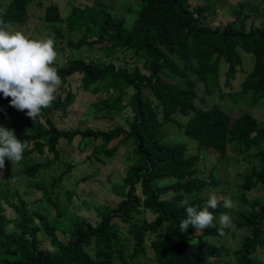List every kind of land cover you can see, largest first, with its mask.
Segmentation results:
<instances>
[{
	"label": "trees",
	"instance_id": "16d2710c",
	"mask_svg": "<svg viewBox=\"0 0 264 264\" xmlns=\"http://www.w3.org/2000/svg\"><path fill=\"white\" fill-rule=\"evenodd\" d=\"M196 1L189 5L188 0H138L129 26L123 17L111 15L97 3L72 7L64 18L56 3L43 6L41 19L55 42L61 38L62 21L80 35L53 46L67 50L66 64L53 65L41 62L39 55H30L25 72L0 76V122L6 116L13 117L4 129L8 135L0 138V168L8 175L33 177L59 163L58 139L70 140L74 135L79 136L81 149L100 139L85 156L88 159L97 151L112 154L117 144L109 149L104 145L114 138L118 144L128 140L131 161L115 206H102L94 225L74 216L65 241L57 239L55 225L45 214L29 209L16 190L8 194L0 189V202L14 213V220H10L0 208V264H264V193L261 201H249L246 213L233 221L234 227L246 231L237 246L228 250L223 245L200 242L202 233L217 235L225 230L215 223L222 210L220 202H208V193L217 190L218 179L211 167L205 172L199 165L203 160L200 148L213 150L216 161L229 150L245 154L248 169L237 184L239 192L264 191V118L256 119L248 109L230 118L218 104L207 103L204 95L219 86L221 65L225 76H232L243 52L251 55L252 63L232 95H245L250 107L264 108V26L246 22L251 11L264 17V0L254 4L236 0L229 4V19L214 25L210 22L217 14L215 4L227 0ZM30 2L0 0V63L2 54L11 51L9 27L24 24ZM83 45L97 47L107 58L116 52H129L144 71L136 65L117 67L110 61L75 57L72 50ZM73 73L80 75L83 90L107 94L92 102L95 114L110 117L130 109L131 119L125 127L57 128L47 113L71 103L69 90L42 108V122L38 115L25 111L39 83L64 82ZM127 88L131 93L123 100ZM163 124H173L193 140L192 151L185 142L164 141ZM251 147L256 151L247 155ZM44 151L52 157L38 160L36 156ZM68 167L65 164L53 180L59 181ZM30 185L50 202L43 184ZM204 221L213 226L196 234L195 229ZM10 222L12 228L7 229ZM38 231L48 237L53 251L39 248Z\"/></svg>",
	"mask_w": 264,
	"mask_h": 264
},
{
	"label": "rangeland",
	"instance_id": "374dc122",
	"mask_svg": "<svg viewBox=\"0 0 264 264\" xmlns=\"http://www.w3.org/2000/svg\"><path fill=\"white\" fill-rule=\"evenodd\" d=\"M245 1V0H241ZM255 3L256 0H246ZM49 2H54L59 7L61 16L66 17L72 7L90 6L100 4L101 7L108 10L113 16H121L124 18L127 26L135 17V8L138 0H31L28 7V16L21 26L9 27V38H11V51L8 54H2L0 63V76L4 74H14L16 71L25 72L29 68L30 55H39L41 62H50L53 65H64L67 63V50L60 51L53 48L56 45H64L67 40L74 41L80 35L79 31L70 30L65 21L59 24L61 38L54 41L49 35V27L41 19L43 6ZM235 1L227 0L215 4L217 14L211 20V25L223 23L230 17L229 4ZM189 5L197 4L196 0H188ZM251 11V18H247L249 24L253 21L255 24L264 26V17L258 15L257 12ZM243 13V11L241 12ZM89 40L93 36L87 37ZM4 53V50L1 51ZM75 57H82L84 60L95 59L99 62H112L114 66H126L132 68L138 66L143 72L140 62H134L129 52H116L112 57H105L97 47H89L83 45L71 52ZM252 63L251 55L241 52V63L236 66L232 76H225L224 65L219 69V86L213 87L209 95H205L207 103H216L226 110L230 118L237 117L245 109L258 120L264 118L263 107H250L249 98L245 95H232L239 89V82L242 80L245 72L250 68ZM80 75L73 73L66 78L64 82H53L38 84V91L33 96V102L25 107V111L33 116L38 115V119L42 122L44 116L42 108L51 106L52 98L63 96L69 90L73 94L71 103L65 108H52L48 111L49 118L53 121L57 128L62 130H75L88 127L92 130H106L112 126L125 127L126 122L131 119V111L128 107L122 111L114 112L112 116H101V112L95 114L93 112L92 102L103 98L107 94L104 92H92L83 90L80 86ZM225 82V84H223ZM131 93V89L127 88L122 95V99L126 100ZM198 94L201 90L198 89ZM178 120H183L176 115ZM13 117L6 116L0 122V138L8 135L5 131L7 124H11ZM11 128V127H10ZM162 138L168 143L177 141L188 144V149L192 151L193 140L188 139L184 134L180 133L173 124H163ZM118 138L110 140L104 145L109 149L117 144L112 154H105L97 151L95 156L89 159L85 158L91 152L92 146L100 143V139H93L91 145L86 148H79V136L74 135L70 140L61 137L58 139L57 152L59 163L53 164L46 169L41 170L33 177L24 175H8L3 168H0V189L7 190L8 194L16 190L19 196L26 201L29 209H34L45 214L46 218L55 225V235L59 241H65L67 233L72 224L74 216L85 220L94 225L99 216L96 213L101 210L102 206L114 207L120 199L118 195L122 178L131 159L129 158V150L131 143L127 140L117 143ZM191 141L193 143H191ZM189 151V152H190ZM247 155L253 154L255 148L251 147L246 150ZM199 155L203 158L199 165L206 172L208 168H212V173L218 179V188H214L208 193V202H220L222 210L217 215L215 223L225 230L224 234L212 235L201 234L200 242L214 246L223 245L230 250L237 246L238 242L246 231L232 225L234 220H239L248 210V202L251 200H260L264 193L263 190L251 189L239 192L238 185L241 182L242 174L247 171L246 161L243 158L245 154H238L229 150L219 160H215L213 150L200 148ZM52 157L51 153L44 151L43 154L37 155L36 158ZM68 164L67 171L61 176L59 181L53 180ZM33 182L43 184L47 188L49 201L41 196V191L33 185ZM1 191V190H0ZM218 191V192H216ZM166 195V194H164ZM13 201L12 198L8 199ZM2 213L14 220L12 209L4 202H0ZM59 212V213H58ZM213 226L210 221L200 223L195 229L196 234ZM12 228L11 222L8 223L7 229ZM39 248L48 252L54 250L50 245L48 237L38 231ZM233 258V257H232ZM225 260V259H224Z\"/></svg>",
	"mask_w": 264,
	"mask_h": 264
}]
</instances>
